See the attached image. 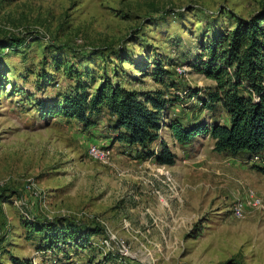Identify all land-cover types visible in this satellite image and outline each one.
Returning <instances> with one entry per match:
<instances>
[{
  "label": "rangeland",
  "instance_id": "1",
  "mask_svg": "<svg viewBox=\"0 0 264 264\" xmlns=\"http://www.w3.org/2000/svg\"><path fill=\"white\" fill-rule=\"evenodd\" d=\"M261 9L264 0H0V39L24 40L0 48V264H264V173L253 169L264 153L245 164L208 136L178 145L168 127L229 125L206 106L215 82L195 66L215 35ZM155 63L168 73L155 78ZM77 76L90 92L103 77L160 92L158 137L175 165L133 159L107 116L84 129L55 114ZM91 144L111 161L90 159ZM37 221L67 236L99 232L77 249L49 243Z\"/></svg>",
  "mask_w": 264,
  "mask_h": 264
},
{
  "label": "trees",
  "instance_id": "2",
  "mask_svg": "<svg viewBox=\"0 0 264 264\" xmlns=\"http://www.w3.org/2000/svg\"><path fill=\"white\" fill-rule=\"evenodd\" d=\"M231 31L215 35L204 47L200 64L195 69L215 82L206 90L209 109L219 105L229 119V125L215 122L208 125H183L180 121L168 124L170 138L178 145L192 143L198 136H208L214 142L213 151L245 163L255 162L264 153V9L248 19H239ZM22 37L0 39V48H15L23 43ZM153 76L168 73L155 63ZM80 77L75 78L72 93L64 95L52 109L67 120H75L84 129L96 125L102 116L108 117L109 133L116 142L124 145L135 160H151L158 166H174L176 157L167 142L159 138L162 111L165 103L159 92H137L108 77L100 79L93 92ZM43 106V105H41ZM158 148L153 149L154 144ZM260 172L263 166L254 165ZM35 231L43 234L49 243H74L83 248L87 233L75 229L68 235L56 231L46 221H37ZM54 226V227H53ZM68 238V239H66ZM14 264H26L14 259ZM231 264V263H226Z\"/></svg>",
  "mask_w": 264,
  "mask_h": 264
},
{
  "label": "built area",
  "instance_id": "3",
  "mask_svg": "<svg viewBox=\"0 0 264 264\" xmlns=\"http://www.w3.org/2000/svg\"><path fill=\"white\" fill-rule=\"evenodd\" d=\"M88 156L90 159L97 161L101 164H108L111 161L113 152L108 148H101L96 144H91L88 147ZM246 204V201H241Z\"/></svg>",
  "mask_w": 264,
  "mask_h": 264
},
{
  "label": "crops",
  "instance_id": "4",
  "mask_svg": "<svg viewBox=\"0 0 264 264\" xmlns=\"http://www.w3.org/2000/svg\"><path fill=\"white\" fill-rule=\"evenodd\" d=\"M242 163H245L243 160H242ZM246 164V163H245ZM264 173V172H263Z\"/></svg>",
  "mask_w": 264,
  "mask_h": 264
},
{
  "label": "bare ground",
  "instance_id": "5",
  "mask_svg": "<svg viewBox=\"0 0 264 264\" xmlns=\"http://www.w3.org/2000/svg\"><path fill=\"white\" fill-rule=\"evenodd\" d=\"M240 209V208H239ZM238 210V209H237Z\"/></svg>",
  "mask_w": 264,
  "mask_h": 264
}]
</instances>
